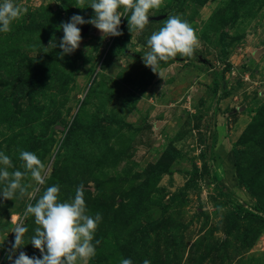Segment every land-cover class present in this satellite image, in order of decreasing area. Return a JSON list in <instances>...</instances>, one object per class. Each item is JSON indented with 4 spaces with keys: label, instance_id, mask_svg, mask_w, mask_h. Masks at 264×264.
<instances>
[{
    "label": "rangeland",
    "instance_id": "374dc122",
    "mask_svg": "<svg viewBox=\"0 0 264 264\" xmlns=\"http://www.w3.org/2000/svg\"><path fill=\"white\" fill-rule=\"evenodd\" d=\"M17 2L27 13L0 34V151L9 172L24 171L21 150L38 156L35 197L56 184L67 200L84 186L88 214L102 216L89 264H264V0H163L139 32L126 17L121 35L103 39L81 25L63 58L49 40L93 10ZM169 14L198 47L160 62V76L141 57ZM29 202L27 192L0 202V264L17 224L27 229L19 250L40 255Z\"/></svg>",
    "mask_w": 264,
    "mask_h": 264
},
{
    "label": "clouds",
    "instance_id": "9594fccd",
    "mask_svg": "<svg viewBox=\"0 0 264 264\" xmlns=\"http://www.w3.org/2000/svg\"><path fill=\"white\" fill-rule=\"evenodd\" d=\"M162 4L163 0H76L73 6L81 9L90 7L93 15L87 19L78 13L70 16L67 21L59 24L58 28L63 35L58 42L53 34L46 47H58L61 51L57 56L61 58L71 55L80 46V26L84 24H91L98 29L102 39L119 36L122 34L121 17L127 18L131 32L142 31L151 13ZM27 11L17 0H0V34L11 31L12 25ZM146 43L148 50L142 54V62L160 76V62H167L177 55L191 58L198 47V39L192 27L174 14L167 16L163 25L148 36ZM19 159L24 171L17 169L9 172L8 169L13 167L11 159L0 151V202L5 199L14 200L26 192L30 200L35 199L34 203L25 205L23 216H31L37 225L28 243L38 249L40 255L30 257L19 250L27 244L24 236L27 229L17 224L11 231L15 235L6 255L8 264H89L90 259L96 255V245L100 243L94 236L102 216L99 212L94 216L88 214L84 186H77L74 195L67 200L59 198L60 189L56 184L45 187L43 193L35 197L40 186L45 184L44 164L35 153L26 150L19 152ZM29 176L34 183H22ZM119 264L133 262L131 258H122ZM143 264H149V261L144 260Z\"/></svg>",
    "mask_w": 264,
    "mask_h": 264
},
{
    "label": "water",
    "instance_id": "95a60500",
    "mask_svg": "<svg viewBox=\"0 0 264 264\" xmlns=\"http://www.w3.org/2000/svg\"><path fill=\"white\" fill-rule=\"evenodd\" d=\"M156 19H158V18L156 17ZM149 20H151V18H149Z\"/></svg>",
    "mask_w": 264,
    "mask_h": 264
}]
</instances>
